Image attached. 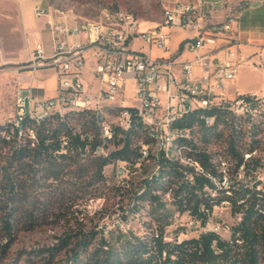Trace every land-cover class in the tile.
Instances as JSON below:
<instances>
[{"label":"rangeland","instance_id":"obj_1","mask_svg":"<svg viewBox=\"0 0 264 264\" xmlns=\"http://www.w3.org/2000/svg\"><path fill=\"white\" fill-rule=\"evenodd\" d=\"M200 1L0 0V46L3 49V58L8 62L0 66V81L4 82L0 83V86L3 84L0 87V124L12 121L16 112L14 96L20 82L18 76L16 81L8 80V77H11L8 75L10 72L20 75L29 69L31 48L25 45L29 35L27 24L32 22L37 28L43 26V21L37 19L34 13L37 5L64 13L65 16L74 19H97L105 10L123 9L134 13L142 28V25L162 23L165 8L180 5L196 6ZM179 34L180 32H176V35ZM172 36L173 48L177 39L175 33ZM134 45L142 47L145 43L142 39H136ZM257 81H261L260 76H257ZM124 95L130 100L133 91L127 89ZM118 105L117 103L104 104L100 108L92 105L84 107L100 113L103 119L101 122L103 137L108 136L106 128L111 130L112 126H120ZM120 106L138 107V104L130 101ZM70 110L77 112V109L65 107L62 113ZM236 112L258 122L261 146L257 154L263 158V166L258 169L256 175L258 179L264 181V110L249 113L251 115H247L248 112L241 109ZM75 117L81 118L78 114ZM72 123L79 129L77 120L72 119ZM146 129L154 141L146 145L147 158H142L136 164L114 160L99 171L96 167L97 161L116 149L113 143L104 141V146L92 153L69 157L64 163L62 179L58 181L52 178L46 180V175L34 176L37 167L32 165L25 170L17 166L16 170L10 168L14 176L20 177L16 178L14 192L3 188L0 194V264H74L71 252L76 242L74 235L81 237L91 234L95 237L88 253L99 248L104 242L107 243L104 248H108L116 259L121 260V264L147 263L146 255L137 258L131 256L129 251L131 244L149 239L161 227L165 229L167 240L195 237L208 230L216 231L223 238L229 239L231 227L239 221V216L232 214L231 204L227 201L214 207L207 225L203 226L188 212H181L173 205L170 192L152 190L145 198L138 199L137 195L142 192L144 181L158 171L157 157L162 146L159 137L152 135V129ZM178 135L188 137L193 144L211 153L221 151L220 143L202 142L197 128L186 132V135L182 134V130H178L174 133L173 139L167 142V154L183 164L189 163L197 167L186 156L190 150L179 142ZM220 157V154L217 155L215 160L221 162L220 170L226 173L229 164ZM4 162L5 158L0 153V168L5 165ZM196 169L199 170V167ZM14 196L15 199L12 198ZM23 196H28L30 202H25ZM28 211L33 212L32 222H28L30 218ZM9 214L14 216L11 218L14 223L13 238H10L2 228V223L9 218ZM65 235L73 237L63 243ZM51 248H54L53 257L50 258L48 252L41 256L37 255L39 250Z\"/></svg>","mask_w":264,"mask_h":264},{"label":"trees","instance_id":"obj_2","mask_svg":"<svg viewBox=\"0 0 264 264\" xmlns=\"http://www.w3.org/2000/svg\"><path fill=\"white\" fill-rule=\"evenodd\" d=\"M242 98L257 108V102L251 95H242ZM128 108L131 110L129 127L112 126L111 137H103L100 113L85 108L77 109V112L54 111L41 119L26 116L19 126L12 121L0 124V153L5 158V165L0 168V194L3 188L14 192L16 178L20 177L14 176L10 168L25 170L32 165L37 167L36 170L32 168L34 176L46 175V180L58 181L62 179L64 163L69 157L92 153L103 147L104 141L113 143L116 149L97 161L99 171L114 160L131 164L139 162L143 158L142 147L154 139L144 127L138 108ZM76 114L81 118L75 117ZM247 115L251 114L248 112ZM71 116L77 120L79 129L72 123ZM208 119L213 120L208 122ZM173 126L182 131L197 128L202 142L220 143L221 151L211 153L193 144L188 137L180 136L179 142L190 150L186 156L199 170L175 158L168 159L160 152L158 171L144 181L138 199L145 198L152 190L170 192L173 205L181 212H188L203 226L207 225L214 207L227 201L231 204L232 214L239 216V221L232 225L229 239L208 230L195 237L167 240L165 229L161 227L149 239L131 244V256L146 255L145 264H264V181L256 175L263 166V158L257 154L261 146L258 122L239 115L227 105L190 111ZM219 154L222 161L229 164L226 173L220 170L221 162L215 160ZM23 200L30 202L28 196H23ZM31 213L27 212L30 215L28 222H32ZM12 217L9 214L2 223L10 238H13ZM74 236L76 242L71 249L74 264L122 263L108 248H104L107 243L88 253L95 237L91 234ZM70 237L73 236L65 235L62 242H67ZM46 252L50 258L54 256V248L39 250L37 255Z\"/></svg>","mask_w":264,"mask_h":264},{"label":"built area","instance_id":"obj_3","mask_svg":"<svg viewBox=\"0 0 264 264\" xmlns=\"http://www.w3.org/2000/svg\"><path fill=\"white\" fill-rule=\"evenodd\" d=\"M35 12L38 16H49L54 47L48 54L43 41H39L28 67L33 70L53 67L57 74V93L53 97H37L32 87H19L12 120L16 126L28 115H35L36 119L45 117L47 109L62 113L64 106L69 105L100 108L104 104H124L120 98L126 79L131 76L135 82L134 103L138 104V114L149 119L159 133L160 152L173 160L167 154V142L173 135L169 119L174 114L204 104L229 105L233 110L245 109L249 113L264 110V94L238 93L233 98L226 95L227 83L235 80L243 62L235 47L236 38L229 37L234 31L233 19L212 22L202 6L180 5L175 6V10L165 8L164 21L159 25L142 29L134 13L123 9L105 10L97 19H80L74 24H69L68 16L61 12H57L61 20H56L40 5L35 7ZM174 29L196 31L186 41L187 48L195 53L193 59L177 62L174 58ZM136 39H142L145 45L163 51L164 55L154 57L136 49ZM219 39L227 42L219 45ZM0 57L2 65L8 63L3 60L1 47ZM88 63L99 82L96 93H90L85 85L83 75ZM176 65L180 69L179 76L174 70ZM242 95H251L257 108ZM130 117L131 113L119 115L120 126L128 127ZM105 131L111 137V131L108 128ZM141 152L143 158L148 156L146 145Z\"/></svg>","mask_w":264,"mask_h":264},{"label":"crops","instance_id":"obj_4","mask_svg":"<svg viewBox=\"0 0 264 264\" xmlns=\"http://www.w3.org/2000/svg\"><path fill=\"white\" fill-rule=\"evenodd\" d=\"M199 5L209 13L210 20L212 22L233 19L234 31L229 33V37L232 39L236 38L235 47L239 50V54L243 62L239 66V71L235 80L227 83V97L233 98L238 93H256L258 95L264 94V0H201L196 6ZM47 10L53 14L56 20H61L60 14H58L55 10L50 8ZM34 13L37 19L43 21V26L37 28L32 24V22L27 24L29 35L27 36L25 45L30 46L32 55L36 44L39 41H43L47 53L50 54L53 50L54 43L51 28L48 24L49 16H38L35 10ZM77 20L80 19H74L71 16H68L69 24H74ZM154 26L156 25H142V29ZM176 32H180V34L176 35ZM174 33L175 38L177 39L175 46L172 48L174 58L177 62L193 59L195 53L187 48L186 41L190 37H193L196 34V31L174 29L172 35ZM225 42H227L226 39H219V45L224 44ZM182 43V48H180ZM134 47L143 52L150 53L154 57L164 55L163 51L151 48L147 45L142 47H136V45H134ZM219 55H222V52H220ZM0 66H2L1 57ZM43 68L37 70L29 68L20 75H17L15 72H10V75L8 76L11 77H8V80H15L16 76H18L20 82L19 87H32L33 94L37 97H53L57 93L56 70L53 67ZM174 70L176 75L179 76L180 69L178 65L174 66ZM257 76H260L261 81H257ZM83 77L87 90L90 93H96L99 88V82L91 71L90 63H88L87 70ZM0 83L4 82L0 81ZM134 84V79L131 76H128L124 84L123 95L120 98V102L127 104L128 102L133 101L134 103ZM1 86H3V84ZM49 88L50 90H48ZM127 89H131L133 91V96L130 100L125 98L124 95ZM120 105L123 104H119L118 106Z\"/></svg>","mask_w":264,"mask_h":264},{"label":"bare ground","instance_id":"obj_5","mask_svg":"<svg viewBox=\"0 0 264 264\" xmlns=\"http://www.w3.org/2000/svg\"><path fill=\"white\" fill-rule=\"evenodd\" d=\"M166 10H175V6L174 7H169V8H166ZM86 106H89V105H69V106H64L65 107H68V108H72V109H83L84 107ZM118 107H121L120 109V114L119 115H123L125 113H131V110H129L128 107H123V106H118ZM212 107H215L214 105H211V104H204V105H199L195 108H190V110H184L183 113H179V114H174L173 117H171L169 119V129L172 130V134L174 135V133H176V131H178L179 129L175 128L173 125L174 123L179 120L180 118H182L185 114L189 113L190 111H193V110H196V109H209V108H212ZM216 107H226V106H216ZM138 108V107H137ZM238 111L239 109H235V111ZM241 110H245V109H241ZM246 111V110H245ZM54 112V109H47L46 110V116L49 115L50 113ZM30 116L31 118H35L36 119V116L35 115H28ZM142 119V122L144 124V127L145 128H150L152 129V135L154 137H159V133L157 130H155V127L152 126V123L149 122V119L147 118H141ZM129 127V126H128ZM127 127V128H128ZM149 131V130H148ZM173 135L170 136V139H173ZM180 136V135H178ZM157 140V139H156ZM175 140V139H174ZM168 145V144H167ZM171 148V147H170ZM146 153H148V150H146ZM168 153V152H167Z\"/></svg>","mask_w":264,"mask_h":264}]
</instances>
